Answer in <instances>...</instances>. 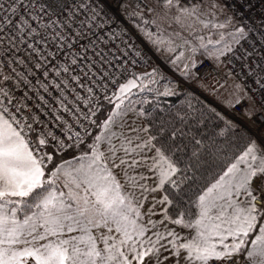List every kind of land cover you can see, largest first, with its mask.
I'll return each mask as SVG.
<instances>
[{"label": "snow or ice", "instance_id": "snow-or-ice-1", "mask_svg": "<svg viewBox=\"0 0 264 264\" xmlns=\"http://www.w3.org/2000/svg\"><path fill=\"white\" fill-rule=\"evenodd\" d=\"M0 264H264V0H0Z\"/></svg>", "mask_w": 264, "mask_h": 264}]
</instances>
